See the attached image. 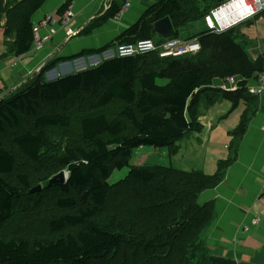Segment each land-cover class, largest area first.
Returning a JSON list of instances; mask_svg holds the SVG:
<instances>
[{
  "label": "trees",
  "instance_id": "16d2710c",
  "mask_svg": "<svg viewBox=\"0 0 264 264\" xmlns=\"http://www.w3.org/2000/svg\"><path fill=\"white\" fill-rule=\"evenodd\" d=\"M46 1L0 0L9 38L0 58L30 50L32 18ZM223 1L159 0L114 46L153 40V23L164 17L176 38L180 25L204 20ZM123 2L112 1L101 20L115 18ZM69 5L66 1L57 14ZM198 40L201 50L193 55L161 57L155 50L112 56L46 81L47 69L85 53L59 58L0 100V264H240L206 244L216 212L213 201L199 203V196L218 187L238 157L247 122L258 109L257 95L247 87L264 74V52L251 60L235 28L220 34L204 29ZM164 41L154 40L157 45ZM230 77L237 79L235 90L214 86ZM207 90L245 98L243 119L230 132L226 158L213 175L130 163L135 148L168 147L194 130L196 94ZM113 105L117 111L108 116L104 110ZM74 118L83 144L40 161L49 130L67 129ZM123 168L128 169L125 177L109 183L111 174ZM60 171L67 172L66 181L49 184ZM23 197L32 198L24 210L29 220L40 222L29 231L15 227ZM103 213L106 223L100 224Z\"/></svg>",
  "mask_w": 264,
  "mask_h": 264
},
{
  "label": "crops",
  "instance_id": "0c3cea01",
  "mask_svg": "<svg viewBox=\"0 0 264 264\" xmlns=\"http://www.w3.org/2000/svg\"><path fill=\"white\" fill-rule=\"evenodd\" d=\"M66 1L70 2L67 9L70 10L71 17L65 26L57 29L52 38L46 40L40 48L32 44L30 50L21 56L5 55L0 58V97L11 89L17 90L32 82L39 75L35 73L40 67L59 58L85 53L74 59L61 60L47 69L43 73L46 81L55 79L45 78V74L51 69H55L54 75L58 78L67 72L69 74L97 66L109 58L105 57V52L115 48L118 36L137 23L145 11L159 0H128L129 6L122 15L117 14L115 18L107 20H101V17L114 0H47L32 18L35 40L47 35V28L40 21L48 15L57 17L58 9ZM115 1L119 4L124 1V4L127 0ZM5 23L6 17L3 14L0 17V55L5 51V42L9 40L4 33ZM259 24H264V12L235 27L237 40L253 61L264 52V45L260 40L264 33L258 29ZM194 26H197V30ZM204 26L201 17L187 22L178 27L176 38L199 39L200 33L206 29ZM240 28H244V32L246 30L248 34L241 33ZM154 36L153 40L163 39L161 36ZM72 62L75 68L71 72ZM250 82L248 85L255 83ZM219 85L220 82L215 81L214 86L220 88ZM196 95L197 106L192 113V118L197 123L196 128L168 147L175 155L179 153L184 140H188L196 153L200 151L201 145L204 146L201 150L205 154L199 155L198 160L201 161L196 162V169L186 171L213 175L219 161L226 158L231 140L230 132L243 119L245 98L238 96L236 99H229L223 93L213 90ZM255 95L258 109L247 122L236 161L228 168L218 187L207 189L199 196V203L213 201L216 212L215 219L205 233L206 244L216 255L240 264H264V92ZM219 96L225 100V107L224 103H218ZM216 144L223 145V148L216 147ZM254 219H257L255 224L252 223ZM244 226L249 230L243 231Z\"/></svg>",
  "mask_w": 264,
  "mask_h": 264
},
{
  "label": "built area",
  "instance_id": "2783aa9c",
  "mask_svg": "<svg viewBox=\"0 0 264 264\" xmlns=\"http://www.w3.org/2000/svg\"><path fill=\"white\" fill-rule=\"evenodd\" d=\"M129 2L125 1L118 14L122 15L128 8ZM264 12V0H225L219 5L213 7L204 17V25L207 30L213 33H223L233 29L238 25L254 19L257 15ZM71 17L69 9L63 11L57 17L48 15L40 23L47 28V35L43 39L34 38V46L40 48L44 42L53 37L57 29L65 26ZM158 51L161 57L193 55L201 50V45L197 38L190 40H180L177 38H167L166 41L157 45L152 39H141L135 43L119 44L113 50L106 51L105 57H130L151 51ZM104 55V54H103ZM264 74L258 81L248 85L247 89L251 94H260L264 92ZM220 88L224 90H235L237 88V79L227 78L220 82ZM252 223H257L254 219ZM248 228V227H247Z\"/></svg>",
  "mask_w": 264,
  "mask_h": 264
},
{
  "label": "rangeland",
  "instance_id": "374dc122",
  "mask_svg": "<svg viewBox=\"0 0 264 264\" xmlns=\"http://www.w3.org/2000/svg\"><path fill=\"white\" fill-rule=\"evenodd\" d=\"M192 25H197V24H192ZM257 26H259L258 29L260 28L264 33V24H259ZM194 29L197 30V26H194ZM243 29L244 28H240L239 29L240 32L242 31L243 33H245V32L247 33V31L245 30V32H244ZM0 31H2V30H0ZM260 38H261L260 40L262 41V45H264V41H263L264 37L260 36ZM72 63L73 64L71 65V72L75 68L74 62H72ZM42 69L43 68L40 67L37 71V74H39ZM60 69H61V67H60ZM65 70L67 72V69H65ZM80 71H82V70H80ZM76 72H78V71H76ZM54 73H55V69H53V70L51 69L49 72H47L45 74V78L46 79L56 78L57 76L55 77ZM60 74L62 75V73H60ZM69 74H71V73H69ZM66 75H68V72ZM31 79H29V80H31ZM262 83H264V81ZM218 100H219L218 103L219 104L224 103L223 106L225 107L226 102H225V100L224 101L222 100L221 96H219ZM66 106H68V105H63L60 107L66 108ZM69 106L71 107V112L73 114H75L76 110L73 109L75 106L72 104H69ZM113 111H117V107L115 105H113L112 107L109 106L106 109V111L104 110V113H106L108 116H111V115H113V114H111ZM78 124L79 123L77 122V119L74 118L71 122V125L67 129H59L58 127L50 129L48 132L49 133L48 134V140L49 141L45 143V145L42 149V152H41V159L42 160H40V161H46V159H48V158L49 159L55 158L60 153H62V150L65 147H73L74 148V147H76V145H79V144L82 145L83 141H82L81 136H80V129H79ZM215 146L223 148V145L216 144ZM202 148H204V146L201 145L200 151L198 153H196V152H194V150L191 149L190 143L188 142V140H184L181 142V149H180L179 153L174 155V153L171 151L170 148H164V147L163 148H154V147H150V146H143L140 148H135L133 150V153L130 157V163L132 165H135V166H148V165L153 166V165L161 164V165L171 166V167L178 168V169L185 170V171L186 170H193V168L196 169V167H195L196 162L201 161V159L200 160H198V159H199V155L204 153L201 150ZM44 158H45V160H43ZM127 170H128L127 168H123L122 170H115L111 174V176L109 177L108 182L111 184H115L120 179L125 177V175L127 174ZM62 172H63L62 179L66 180L67 172L66 171H62ZM60 173H61V171L58 172V174L52 176L51 178H53L55 176L57 177V175H59ZM43 185H44V183H41L40 186L43 187ZM131 188H132V192L134 193V191H136L135 190L136 186H135V189L133 187H131ZM31 199L32 198L23 197L22 200L17 203V210H18L17 211V220L19 221V223H18V225H15V227L18 229L22 228L24 230L29 231L31 228L34 229V228H38L40 226V222L37 219L30 221L29 215H27V213H25V211H24L26 204H28ZM108 207H109V205H108ZM101 216L103 218L102 217H101L102 219L99 218L98 222L100 224L102 222L106 223L104 221V218L107 217V214L103 213ZM248 230H249V228H247L246 226L243 227V231H248Z\"/></svg>",
  "mask_w": 264,
  "mask_h": 264
},
{
  "label": "water",
  "instance_id": "95a60500",
  "mask_svg": "<svg viewBox=\"0 0 264 264\" xmlns=\"http://www.w3.org/2000/svg\"><path fill=\"white\" fill-rule=\"evenodd\" d=\"M152 33L154 35L161 36L165 39L171 38L172 36H174L175 31H174L173 25H172L169 17H164V18L156 20L153 23ZM35 74H37V73H35ZM14 91H15L14 89H11L10 91H8L4 95H2L0 97V100L2 98H4L5 96L13 93ZM62 177H63V172H61L59 175H57V177L55 176V177L51 178V180L49 181V184L50 183H64L66 180H63ZM66 179H67V175H66ZM36 190H38V189H33L32 192L36 191Z\"/></svg>",
  "mask_w": 264,
  "mask_h": 264
},
{
  "label": "bare ground",
  "instance_id": "6f19581e",
  "mask_svg": "<svg viewBox=\"0 0 264 264\" xmlns=\"http://www.w3.org/2000/svg\"><path fill=\"white\" fill-rule=\"evenodd\" d=\"M230 30V29H229ZM226 32V31H225Z\"/></svg>",
  "mask_w": 264,
  "mask_h": 264
}]
</instances>
